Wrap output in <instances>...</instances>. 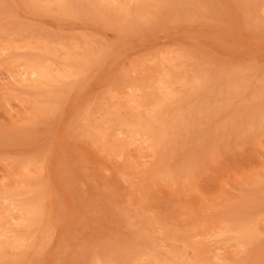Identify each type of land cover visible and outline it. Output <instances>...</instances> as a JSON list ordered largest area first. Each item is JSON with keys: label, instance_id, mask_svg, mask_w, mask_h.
I'll return each instance as SVG.
<instances>
[{"label": "rangeland", "instance_id": "rangeland-1", "mask_svg": "<svg viewBox=\"0 0 264 264\" xmlns=\"http://www.w3.org/2000/svg\"><path fill=\"white\" fill-rule=\"evenodd\" d=\"M0 264H264V0H0Z\"/></svg>", "mask_w": 264, "mask_h": 264}, {"label": "bare ground", "instance_id": "bare-ground-1", "mask_svg": "<svg viewBox=\"0 0 264 264\" xmlns=\"http://www.w3.org/2000/svg\"><path fill=\"white\" fill-rule=\"evenodd\" d=\"M31 65V64H30ZM34 66V65H33ZM80 89V88H79ZM45 151V150H44ZM50 176V175H49ZM32 205V204H31ZM24 206V205H23ZM25 206H27V205H25ZM26 212V211H25ZM26 216H27V212H26ZM30 216V215H29ZM224 219V218H223ZM26 231H27V229H26ZM33 238H35V237H33ZM11 255V254H10ZM3 262V261H2Z\"/></svg>", "mask_w": 264, "mask_h": 264}]
</instances>
